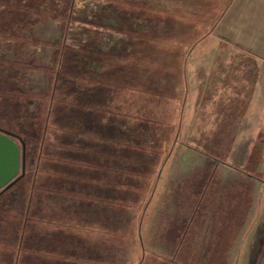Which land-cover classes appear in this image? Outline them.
Returning <instances> with one entry per match:
<instances>
[{
  "label": "crops",
  "instance_id": "obj_1",
  "mask_svg": "<svg viewBox=\"0 0 264 264\" xmlns=\"http://www.w3.org/2000/svg\"><path fill=\"white\" fill-rule=\"evenodd\" d=\"M108 4L112 26L97 28L109 33L106 45L76 71L79 89L63 96V114L74 106L90 120L77 126L85 139L69 143L88 149L113 140L142 150L136 160L147 167L80 174L63 155V185L29 189L14 264H140L148 187L177 144L185 105L193 115L188 137L200 129L196 115L225 117L231 141L222 146L232 160L264 144V0ZM217 133L205 130V144L221 142ZM209 256L204 264L222 263V254ZM248 257L243 264H264V254Z\"/></svg>",
  "mask_w": 264,
  "mask_h": 264
},
{
  "label": "rangeland",
  "instance_id": "obj_2",
  "mask_svg": "<svg viewBox=\"0 0 264 264\" xmlns=\"http://www.w3.org/2000/svg\"><path fill=\"white\" fill-rule=\"evenodd\" d=\"M18 1L0 0V129L24 143L27 159H37L35 184L42 187L63 177V141L74 149L69 142L85 139L77 126L90 120L77 116L74 106L63 114V96L81 83L75 74L84 60L106 45L109 33H98V26L112 25L108 0ZM23 6L41 15L19 11ZM184 111L177 144L159 180L148 187L140 264H204L209 254H222L220 264H243L248 254L264 250V144L232 160L231 147L222 146L231 141V125L221 123L225 117L196 115L200 129L188 137L193 115L187 105ZM205 130H222L224 139L205 144ZM116 149L125 159L143 155L140 149ZM137 164L134 171L147 167ZM33 171L27 168L0 195V264H14Z\"/></svg>",
  "mask_w": 264,
  "mask_h": 264
},
{
  "label": "trees",
  "instance_id": "obj_3",
  "mask_svg": "<svg viewBox=\"0 0 264 264\" xmlns=\"http://www.w3.org/2000/svg\"><path fill=\"white\" fill-rule=\"evenodd\" d=\"M22 1H26V0H22ZM54 1L55 3L58 4L57 2L58 0L57 1L54 0ZM18 3H21L20 0L18 1ZM55 6L59 7L57 5ZM29 7H32V6L29 5ZM18 9L19 11H22V12H24L25 10L24 13H33L38 16L41 15L40 12H37V11L34 12L32 9L28 8L27 6H23V8L21 7ZM100 140L103 143L93 148L91 147L88 149H83L81 146L75 147L74 149L69 148V146H63V155L64 157H67L66 162H65L66 167H68L71 170L77 171L80 174H82L86 170L87 167L89 168L93 167L94 171H99L101 175L102 174H107V175L114 174L116 177H118L120 173L122 172H128L130 170L134 171V168H132L133 165L140 163L138 160L134 159L132 156H128L127 159H125L124 157L119 155L118 154L119 150L116 149L119 147V144L116 141L108 140V139L105 140L104 138H101ZM85 160H88V162H86ZM62 181H63V177L62 179L55 181L56 184L54 186L61 187V185H63V183H61ZM206 189L207 188L205 186L204 191L202 192V195L198 199L197 205L199 206L203 201V197H204V193L206 192ZM194 212H195V208L192 212V216L194 215ZM181 215L184 217L183 214H180V216ZM188 225L189 224H187V226ZM217 244L219 243L215 241V246ZM209 257L210 256H208V259Z\"/></svg>",
  "mask_w": 264,
  "mask_h": 264
},
{
  "label": "water",
  "instance_id": "obj_4",
  "mask_svg": "<svg viewBox=\"0 0 264 264\" xmlns=\"http://www.w3.org/2000/svg\"><path fill=\"white\" fill-rule=\"evenodd\" d=\"M21 145L22 151L14 135L0 129V193L25 174V145Z\"/></svg>",
  "mask_w": 264,
  "mask_h": 264
},
{
  "label": "flooded vegetation",
  "instance_id": "obj_5",
  "mask_svg": "<svg viewBox=\"0 0 264 264\" xmlns=\"http://www.w3.org/2000/svg\"><path fill=\"white\" fill-rule=\"evenodd\" d=\"M2 130V129H1ZM5 131V130H4ZM14 139L16 140V142L18 143V145L20 146V149L22 148V143L23 142H21L15 135H14ZM19 141H18V140ZM21 151H22V149H21ZM26 146H25V174H24V176L23 177H21L20 179H18L17 181H15V183L14 184H12L7 190H4V191H2L1 193H3V192H5V191H8L9 189H11V187H13V185H15L16 183H18L20 180H22L25 176H26V174H27V168H29V167H33L34 166V171H33V174L32 175H34V177H33V182H32V184L30 185V188L31 187H34V186H36V184H35V180H36V178H35V175L36 174H38V172L36 171V166H38L39 165V163H38V161H37V159L35 160V163H34V160L33 159H30V157L27 159V154H26ZM21 174V171L18 173V175L17 176H19ZM45 184H49V185H51V186H54L55 184H56V182L55 181H51L50 183H48V182H46ZM29 188V189H30ZM21 189H23V188H21ZM17 190H19L20 191V188L19 189H17ZM19 191H15L13 194H15V193H19ZM1 193H0V195H1ZM263 254H264V250H263V252H262Z\"/></svg>",
  "mask_w": 264,
  "mask_h": 264
}]
</instances>
